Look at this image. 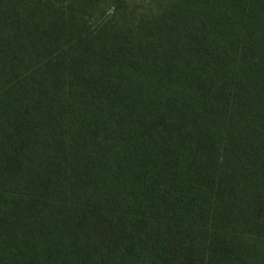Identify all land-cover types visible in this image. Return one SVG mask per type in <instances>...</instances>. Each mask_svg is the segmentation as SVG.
I'll list each match as a JSON object with an SVG mask.
<instances>
[{
    "label": "trees",
    "instance_id": "1",
    "mask_svg": "<svg viewBox=\"0 0 264 264\" xmlns=\"http://www.w3.org/2000/svg\"><path fill=\"white\" fill-rule=\"evenodd\" d=\"M0 264H264V0H0Z\"/></svg>",
    "mask_w": 264,
    "mask_h": 264
}]
</instances>
